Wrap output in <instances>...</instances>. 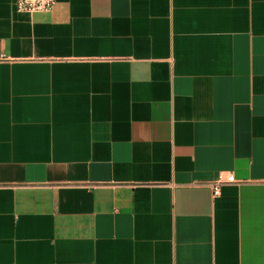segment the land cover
I'll return each mask as SVG.
<instances>
[{
  "label": "crops",
  "instance_id": "crops-1",
  "mask_svg": "<svg viewBox=\"0 0 264 264\" xmlns=\"http://www.w3.org/2000/svg\"><path fill=\"white\" fill-rule=\"evenodd\" d=\"M55 1L0 0V264H264V0Z\"/></svg>",
  "mask_w": 264,
  "mask_h": 264
},
{
  "label": "built area",
  "instance_id": "built-area-1",
  "mask_svg": "<svg viewBox=\"0 0 264 264\" xmlns=\"http://www.w3.org/2000/svg\"><path fill=\"white\" fill-rule=\"evenodd\" d=\"M55 0H15V6L20 12L34 13L51 11L55 6ZM236 177L233 173H220V175L212 180L209 185L215 196L220 195L222 187L225 183L235 182Z\"/></svg>",
  "mask_w": 264,
  "mask_h": 264
}]
</instances>
